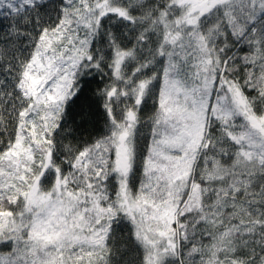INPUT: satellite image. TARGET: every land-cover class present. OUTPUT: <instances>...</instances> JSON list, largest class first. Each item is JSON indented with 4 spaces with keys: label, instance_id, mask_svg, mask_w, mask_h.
<instances>
[{
    "label": "snow or ice",
    "instance_id": "snow-or-ice-1",
    "mask_svg": "<svg viewBox=\"0 0 264 264\" xmlns=\"http://www.w3.org/2000/svg\"><path fill=\"white\" fill-rule=\"evenodd\" d=\"M0 264H264V0H0Z\"/></svg>",
    "mask_w": 264,
    "mask_h": 264
}]
</instances>
